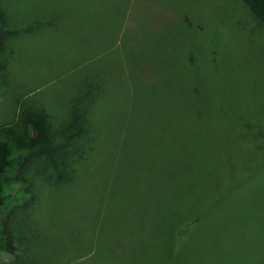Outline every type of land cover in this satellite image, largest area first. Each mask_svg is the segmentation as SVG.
<instances>
[{
    "label": "rangeland",
    "instance_id": "obj_1",
    "mask_svg": "<svg viewBox=\"0 0 264 264\" xmlns=\"http://www.w3.org/2000/svg\"><path fill=\"white\" fill-rule=\"evenodd\" d=\"M50 1L73 14L71 18L61 20L64 24L70 23L71 31L40 28L32 37H23L14 53L4 46L9 44L10 38H19L25 32L17 36L0 34V47L4 49L0 53V124H19L24 110L30 107L51 106L56 109L53 114L63 118L66 107L71 106L73 100L83 93L95 97L97 84L102 82L105 106L99 108L97 99L96 102L88 100L87 105L101 138L108 130L105 138L108 153L106 151L104 163L111 165L112 177L104 182L97 172L93 176L85 170L81 174L88 179L86 190L75 185L74 189L62 193L65 188H61L64 184L58 173L43 165H39L41 168L35 166L33 170L45 169L52 177L51 186L46 188L43 196L45 206L43 208L36 201L34 213L29 211V216L21 217L23 231L15 225L18 249L14 253L3 251L0 264L21 263L16 258L23 255L19 239L30 236L33 226L38 234H47L45 240L40 236L42 248H37L34 253L37 257L35 264H52L50 255L42 252L47 244L58 247L62 258L74 255L72 261L86 259L94 250L80 246L77 254L76 235L78 230H87L91 238L92 228L98 242L102 241L109 252H117V261L121 264H172L167 238L159 241L157 236L169 226L170 196L175 192L171 174L174 170L182 171L180 164L174 165L171 159L180 158L189 146L202 157L212 158L223 144L226 145V154L237 161V167L252 159L251 148L237 142L236 133L226 129L224 132L217 122V113L229 104L222 96L232 83L219 79L214 82L212 91L209 79L203 80L205 66L201 65L192 74L193 67L187 61L189 53L202 47L208 63L213 66L207 68L214 69L222 78L232 74L227 60V55H232L235 62L238 59L242 63L246 72L253 71L251 74L259 75L257 80L264 81V46L259 44L262 33L253 37L252 46L250 31L242 29L244 24L248 25L249 11L239 0ZM235 3L239 5L236 13L242 16L235 24L230 21V29L232 34L234 31L239 34L236 37L239 43L227 44L225 32L216 35L214 41L203 40V33L196 37L194 31L197 29L184 22L188 15L186 11L193 5L200 20L222 17L226 29L224 23L231 19L227 16ZM195 26L200 27L198 23ZM131 59L138 64L137 67L134 64L126 67V60ZM144 65L149 68V74ZM14 73H20L21 77ZM33 94L36 95L32 100L30 95ZM182 99L185 108L187 100L196 99L200 103L202 116L198 125L190 124L184 110L178 111L179 106L174 108L173 102ZM129 100L137 109L152 110L153 131L160 132L159 137H149L145 141H152L143 146L145 149H140V137L125 138L124 107L129 105ZM53 119L58 127L54 132L59 138L55 144L59 146L61 136L67 130L63 125L60 127L58 119ZM129 121L135 126L138 124L135 115L130 116ZM111 132L113 137L109 140ZM64 141L69 142L68 146L61 148L66 151V148L71 150L75 146L77 139ZM56 159L61 158L56 156ZM100 164L97 160L94 169ZM15 189L13 195L16 196ZM146 196L149 199L147 206L143 203ZM50 212L60 215V222L55 223L52 213L47 218ZM9 215L10 212L5 210L0 219ZM47 224H56L57 227L49 228ZM51 233L55 237L50 242Z\"/></svg>",
    "mask_w": 264,
    "mask_h": 264
},
{
    "label": "trees",
    "instance_id": "obj_2",
    "mask_svg": "<svg viewBox=\"0 0 264 264\" xmlns=\"http://www.w3.org/2000/svg\"><path fill=\"white\" fill-rule=\"evenodd\" d=\"M239 1L249 11L250 18L247 19L248 25L244 24L242 29L248 28L250 31L252 46L253 37L256 38L262 33L259 44L264 46V0ZM237 6L239 7L235 3L233 11L229 9L227 17L231 19L224 23L226 29L223 28L222 17L200 20L193 5L186 11L188 15L184 22L197 29L194 31L196 37L203 33V40L214 41L216 35L225 32L227 44L239 43L240 40L236 39L239 34L235 31L232 34L230 29L232 26L230 21L235 24L242 16L236 13ZM72 16L70 11L54 6L50 0H0V34L11 33V36H17L25 32L19 38H10L4 49L9 48L14 53L23 37H32L40 28H61L69 32L73 29L70 23L64 24L61 20L63 17ZM196 23L200 27L196 28ZM4 49L0 47V53ZM231 56L227 55V60L232 74L227 78H222L214 69L207 68L213 66L208 63L202 47L198 51L190 52L187 61L193 67L192 74L201 68V65L205 66L203 80L209 79L212 91L214 82L219 79L232 83V87L227 88L222 96L229 104L225 106L226 109L219 110L217 122L224 132L233 130L237 142L251 148L252 159L249 163H242L237 167V161L226 154L224 144L217 148L216 155L212 158L202 157L189 146L187 152L180 158L171 159L174 165L180 164L182 171L174 170L171 174V185L175 192L170 196L172 207L169 226L167 231H159L157 236L159 241L167 238L172 264H264V81L257 80L256 77L259 75L251 74L253 71L246 72L242 63L238 59L235 62ZM23 62L25 60L21 63ZM133 64L134 67L138 65L132 59L126 60V67ZM144 68L149 74V68L146 66ZM13 75L21 77L20 73ZM103 87L102 82L97 84L95 97L83 93L73 100L71 106L66 107L67 113L63 118L59 117V114L58 117L53 114L56 110L54 107L43 106L42 109L30 107L24 110L22 122L19 124H0V216L5 210L10 212L8 218L0 219V257L3 251L14 253L18 249L15 225L23 231L21 217L29 216L31 214L29 211L34 213L36 201L41 203L43 208L45 206L43 196L46 194V188L51 186L52 177L45 169L33 170L35 166L43 165L49 170L56 171L60 182L64 184L61 187L65 188L62 193L72 187L74 189L75 185L81 186L85 191L89 185L88 179L85 180L86 177L83 178L84 175L81 174L85 170L93 173V176L97 172L101 181L111 180L113 171L111 165L104 163L106 151L108 153V145L105 146L108 130L101 138L98 125L89 114L91 108L87 105L88 100L96 102L97 99L99 108L105 106L102 99ZM35 95H30L32 100ZM42 104L46 105L44 102ZM173 105L174 108L179 106V112L181 109L184 110V116L190 124H199L202 107L196 99L187 100V108L183 99L174 101ZM124 108L125 138L140 137L142 139L141 143L139 142L140 149H145V145L152 143L145 141L149 137H159L160 133L153 131L152 110L137 109L132 106L130 100L129 105L125 104ZM132 115L136 116L137 126L130 124L132 122L129 121V117ZM53 118L58 119L60 127L63 125L67 130V133L61 136L59 146L55 144L59 138L54 132L57 125ZM112 137L111 132L109 140ZM68 138L77 139L75 146H72L71 150L68 148L66 151L61 150L64 145L68 146L69 142L64 141ZM56 156L61 159L58 161ZM45 159L49 163L47 161L44 163ZM97 160H100L102 166L100 164L94 169ZM15 188L18 193L16 196L13 195ZM143 203L145 206L149 204L147 196ZM51 213L47 214V218ZM52 217L56 219V224L60 222V215L58 217L52 213ZM27 220L29 219L26 218ZM56 224L46 226L54 229L57 227ZM37 231L33 226L31 234L29 232L30 236L19 239L23 255L16 257L17 262L36 263L37 257L34 253L37 248H42V240L47 239V234H38ZM95 233V229L92 228L91 238L87 230H78L76 235L77 254L81 250L80 246L94 250L86 259L72 261L74 255L62 258L58 247L53 248L48 244L42 252L50 255L52 264H121L117 261V252H109L102 241L98 242ZM53 237L55 234L51 233L50 242L54 241Z\"/></svg>",
    "mask_w": 264,
    "mask_h": 264
}]
</instances>
